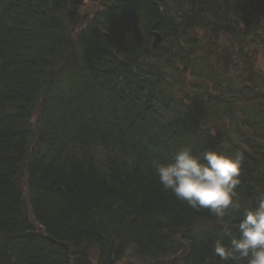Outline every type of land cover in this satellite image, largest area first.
Listing matches in <instances>:
<instances>
[{"label": "trees", "instance_id": "obj_1", "mask_svg": "<svg viewBox=\"0 0 264 264\" xmlns=\"http://www.w3.org/2000/svg\"><path fill=\"white\" fill-rule=\"evenodd\" d=\"M263 17L264 0H0V264H226L229 229L156 168L238 153L226 219L264 196Z\"/></svg>", "mask_w": 264, "mask_h": 264}, {"label": "clouds", "instance_id": "obj_2", "mask_svg": "<svg viewBox=\"0 0 264 264\" xmlns=\"http://www.w3.org/2000/svg\"><path fill=\"white\" fill-rule=\"evenodd\" d=\"M242 157L215 149L194 153L191 147L179 149L172 162L158 164L156 171L165 190L193 209H207L229 229L213 246L215 256L232 264H264V196L233 223L226 219L230 209L239 208L236 190L240 184ZM235 226L238 235L230 229ZM224 237L228 242H224Z\"/></svg>", "mask_w": 264, "mask_h": 264}, {"label": "rangeland", "instance_id": "obj_3", "mask_svg": "<svg viewBox=\"0 0 264 264\" xmlns=\"http://www.w3.org/2000/svg\"><path fill=\"white\" fill-rule=\"evenodd\" d=\"M95 8V6L91 5V4H84V6L81 7V10H79V13L84 15L90 12V10H93ZM262 23L264 26V17L262 18ZM207 46V43H206ZM247 59L248 62L253 63V66H256V69L259 72H264V52L263 51H258V50H252L250 49V51L247 53ZM130 261H125L122 262L121 264H125L128 263Z\"/></svg>", "mask_w": 264, "mask_h": 264}, {"label": "water", "instance_id": "obj_4", "mask_svg": "<svg viewBox=\"0 0 264 264\" xmlns=\"http://www.w3.org/2000/svg\"><path fill=\"white\" fill-rule=\"evenodd\" d=\"M153 36H154V39H153V42H152V47L154 48L159 43V41L161 39V36L157 32H154Z\"/></svg>", "mask_w": 264, "mask_h": 264}, {"label": "bare ground", "instance_id": "obj_5", "mask_svg": "<svg viewBox=\"0 0 264 264\" xmlns=\"http://www.w3.org/2000/svg\"><path fill=\"white\" fill-rule=\"evenodd\" d=\"M154 33V32H153Z\"/></svg>", "mask_w": 264, "mask_h": 264}]
</instances>
